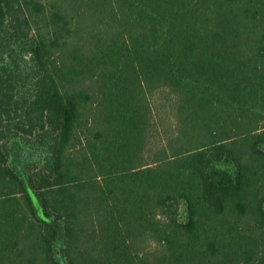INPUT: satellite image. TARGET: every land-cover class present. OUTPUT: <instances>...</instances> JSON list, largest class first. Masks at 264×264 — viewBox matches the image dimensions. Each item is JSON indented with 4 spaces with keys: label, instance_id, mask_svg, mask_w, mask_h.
<instances>
[{
    "label": "trees",
    "instance_id": "16d2710c",
    "mask_svg": "<svg viewBox=\"0 0 264 264\" xmlns=\"http://www.w3.org/2000/svg\"><path fill=\"white\" fill-rule=\"evenodd\" d=\"M0 264H264V0H0Z\"/></svg>",
    "mask_w": 264,
    "mask_h": 264
},
{
    "label": "rangeland",
    "instance_id": "374dc122",
    "mask_svg": "<svg viewBox=\"0 0 264 264\" xmlns=\"http://www.w3.org/2000/svg\"><path fill=\"white\" fill-rule=\"evenodd\" d=\"M41 153H42V146L38 147L37 149L34 150L33 155V161H37V159L40 157L41 158Z\"/></svg>",
    "mask_w": 264,
    "mask_h": 264
}]
</instances>
